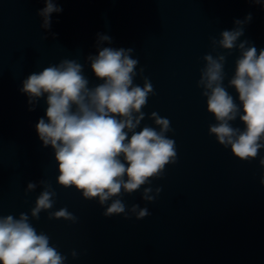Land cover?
I'll use <instances>...</instances> for the list:
<instances>
[{
  "label": "water",
  "instance_id": "95a60500",
  "mask_svg": "<svg viewBox=\"0 0 264 264\" xmlns=\"http://www.w3.org/2000/svg\"><path fill=\"white\" fill-rule=\"evenodd\" d=\"M55 2L61 10L49 14L45 28L36 12L43 0H0V214L28 213L42 185L26 191V183L45 179L55 189V202L36 218L29 214V220L65 255L66 264H264L260 150L243 159L215 139L208 131L214 118L196 83L203 54L224 52L222 83L236 100L228 79L239 49H224L210 37L218 38L221 29L235 26V18L251 13L238 40L259 50L264 47V6L255 0ZM97 33L112 39L98 41ZM97 43L133 49V80L142 84L147 77L153 89L137 130L143 124L158 127L147 115L155 110L169 119L171 130L165 135L174 139L175 160L151 178L155 198L144 200L140 189L121 196L126 205L147 206L148 214L140 218L104 215V205L94 197L56 181L51 146L41 143L34 128L44 115L43 98L30 106L20 91L28 73L61 58L77 59L89 85L97 83L87 65ZM230 123L243 127L238 117ZM61 206L76 219L47 214Z\"/></svg>",
  "mask_w": 264,
  "mask_h": 264
},
{
  "label": "clouds",
  "instance_id": "9594fccd",
  "mask_svg": "<svg viewBox=\"0 0 264 264\" xmlns=\"http://www.w3.org/2000/svg\"><path fill=\"white\" fill-rule=\"evenodd\" d=\"M255 2L264 6V0ZM60 10L55 0H43V6L36 9L40 25L48 28L49 14ZM250 17L251 13H246L242 19L235 18V26L221 29L218 38L210 37L224 49H239L228 79L236 100L222 83L224 52L203 54L196 83L215 121L208 125V131L239 158L255 157L259 149V182L264 184V47L257 50L246 39L238 40L244 31L242 25ZM111 39L97 33L98 41ZM132 51L131 47L97 43L96 51L87 55V65L97 83L89 85L83 64L77 59L61 58L28 73L20 91L30 106L43 98L44 115L37 118L34 128L41 143L51 146L56 181L74 186L85 198L94 197L104 205V215L121 213L127 217L132 213L140 218L148 214L147 206L126 205L122 194L140 189L144 200H153L151 178L163 174L165 164L175 160L176 149L174 139L165 135L171 130L169 119L155 110L147 115L158 127L143 124L137 130L145 116L142 106L153 89L147 77H142V84L134 82L137 59L130 55ZM237 117L243 127L230 123ZM37 183L42 187L28 213L0 214V264H66L65 255L29 220V214L36 218L55 202V189L45 179L27 181L25 190L34 189ZM159 191L157 185L155 193ZM47 214L76 219L66 206ZM70 253L76 255L74 249Z\"/></svg>",
  "mask_w": 264,
  "mask_h": 264
}]
</instances>
